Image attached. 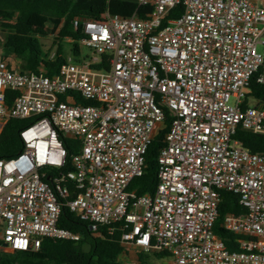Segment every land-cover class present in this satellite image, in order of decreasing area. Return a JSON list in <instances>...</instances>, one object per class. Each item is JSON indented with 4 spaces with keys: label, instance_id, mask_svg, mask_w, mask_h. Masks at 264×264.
<instances>
[{
    "label": "built area",
    "instance_id": "1",
    "mask_svg": "<svg viewBox=\"0 0 264 264\" xmlns=\"http://www.w3.org/2000/svg\"><path fill=\"white\" fill-rule=\"evenodd\" d=\"M133 1L151 8L147 18L74 20L91 55L51 77L20 72L0 50V131L34 119L19 132L20 152L0 160V257L42 238L78 242L58 227L66 206L94 237L118 229L122 253L162 254L155 264H264V154L234 139L238 129L264 135V107L242 108L251 78L264 85V0ZM104 55L107 68L96 69ZM7 91L18 92L10 105ZM163 108L171 120L155 191L137 195L128 187L164 128ZM59 132L78 143L64 172ZM222 192L245 209L221 223L244 237L237 251L213 233Z\"/></svg>",
    "mask_w": 264,
    "mask_h": 264
},
{
    "label": "trees",
    "instance_id": "2",
    "mask_svg": "<svg viewBox=\"0 0 264 264\" xmlns=\"http://www.w3.org/2000/svg\"><path fill=\"white\" fill-rule=\"evenodd\" d=\"M149 6H138L133 0H0V50L3 58L12 57L20 72H42L53 76L61 65L68 60L80 62L87 56L81 52L79 40L83 37L81 24L74 27V20L103 21L105 13L130 17L136 13L138 18L145 19L149 15ZM181 5L170 10L162 27L170 19L180 16ZM51 38L49 47L44 40ZM106 55L103 63L96 69H106ZM103 66V67H102ZM16 91L6 92V103L17 96ZM246 98H253L258 104H264V85L256 83L251 78L245 90ZM90 104L89 101H80ZM244 101L242 108H246ZM164 110V128L157 131L144 156L143 174L134 178L128 190L137 195H152L157 184L156 158L163 146L164 136L170 124V113ZM34 119H9L0 131V160H6L18 154L22 148L19 132ZM59 138L67 151L66 165L61 171L71 169L70 157L78 148V143L72 137L59 132ZM234 139L251 153L264 154V135L238 129ZM70 197H74L72 192ZM227 213L241 215L245 209L239 205L238 196L222 192L218 205V217L213 225V233L223 242L225 248L232 252L238 250L237 240L244 238L225 231L221 227L223 216ZM58 227L79 235L78 242L42 238L36 250L17 252L14 256H2L9 261L33 259L47 264H124L118 257L123 248L120 245L118 229L108 233L101 229V235L92 236L87 223L79 221L66 206L60 210ZM163 258L162 254L138 253L139 264H152V260ZM0 264H5L0 257Z\"/></svg>",
    "mask_w": 264,
    "mask_h": 264
},
{
    "label": "rangeland",
    "instance_id": "3",
    "mask_svg": "<svg viewBox=\"0 0 264 264\" xmlns=\"http://www.w3.org/2000/svg\"><path fill=\"white\" fill-rule=\"evenodd\" d=\"M50 43H51V38L50 37L48 39L44 40V44H45L46 47H49ZM257 51L259 53H264V48H262L261 45H257ZM81 52H82L83 55H86V56H90L91 55V52L88 49L83 48V47H81ZM12 66H16L15 61H13ZM244 101L246 102L247 106H249V107H255L258 104L256 102V100H254L253 98H246V100L243 99V102ZM229 104L230 105H234V99H230ZM258 107L262 108V107H264V104H259ZM9 264H47V263L41 262V261H37V260H33V259H25V260H21V261H12V262L9 261Z\"/></svg>",
    "mask_w": 264,
    "mask_h": 264
},
{
    "label": "crops",
    "instance_id": "4",
    "mask_svg": "<svg viewBox=\"0 0 264 264\" xmlns=\"http://www.w3.org/2000/svg\"><path fill=\"white\" fill-rule=\"evenodd\" d=\"M13 59V58H12ZM14 60V59H13ZM15 61V60H14ZM16 63V61H15ZM137 254L138 252L133 249V248H128L124 251V253H121L118 257V259L124 263V264H139L138 260H137ZM2 261L5 264H9V260L10 259H4V257H1ZM21 260H25V259H20V260H16V261H21ZM160 260V259H159ZM158 260H152L151 263L155 264Z\"/></svg>",
    "mask_w": 264,
    "mask_h": 264
}]
</instances>
